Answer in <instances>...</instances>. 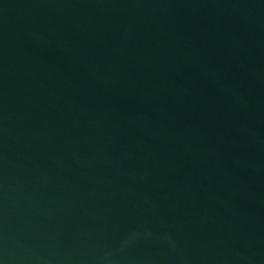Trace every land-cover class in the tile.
Returning a JSON list of instances; mask_svg holds the SVG:
<instances>
[{
  "label": "water",
  "instance_id": "95a60500",
  "mask_svg": "<svg viewBox=\"0 0 264 264\" xmlns=\"http://www.w3.org/2000/svg\"><path fill=\"white\" fill-rule=\"evenodd\" d=\"M0 264H264V0H0Z\"/></svg>",
  "mask_w": 264,
  "mask_h": 264
}]
</instances>
